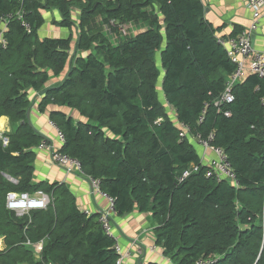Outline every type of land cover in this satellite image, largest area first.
Instances as JSON below:
<instances>
[{
	"label": "trees",
	"instance_id": "trees-1",
	"mask_svg": "<svg viewBox=\"0 0 264 264\" xmlns=\"http://www.w3.org/2000/svg\"><path fill=\"white\" fill-rule=\"evenodd\" d=\"M53 9L67 38L40 33ZM2 15L12 19L0 47V119L14 132L7 145L0 139V264L119 258L99 215L81 212L66 185L35 182V149L46 138L28 124L30 91L40 94L42 113H75H50L65 139L61 151L101 181L117 216L151 214L155 245L173 264H264V78L249 74L232 89V103L217 105L236 65L201 0H0ZM111 21L146 29L123 36ZM178 124L189 127L185 139ZM210 135L236 183L209 176L191 143ZM192 167L198 171L182 179ZM39 191L51 199L46 210L28 218L7 210L9 193ZM28 241L44 242L39 259Z\"/></svg>",
	"mask_w": 264,
	"mask_h": 264
},
{
	"label": "crops",
	"instance_id": "crops-1",
	"mask_svg": "<svg viewBox=\"0 0 264 264\" xmlns=\"http://www.w3.org/2000/svg\"><path fill=\"white\" fill-rule=\"evenodd\" d=\"M205 7V19L218 31V37L227 39L232 38V34L235 31H244L248 29L253 21V11L249 8V0H201ZM45 25L42 29L45 33L42 36L51 34L50 31L64 30L54 25V22H59L61 19L57 10L53 9L43 13ZM73 18L76 22L79 19V12L73 13ZM131 31L141 30L146 28L143 25L130 26ZM144 28V29H143ZM42 29L40 33L42 34ZM139 31V32H141ZM62 32H58V35H62ZM132 34V33H131ZM138 34V33H137ZM64 38H67L64 37ZM117 40V36H113L112 39ZM254 48L261 53H264V12L259 23L258 30L253 37ZM250 73L245 72L243 79L247 78ZM63 76L58 78H52L50 85H56L63 80ZM242 79V80H243ZM162 82V77L161 81ZM159 87L161 89V84ZM30 100L33 104L31 106L30 120L33 128L45 137L55 147H61V142L58 139L57 130L50 124L49 119L52 111L65 112L70 116H74L75 113L66 108L49 107V109L42 113L39 111V103L41 96L39 93L30 91ZM76 117V115H75ZM181 125V124H180ZM178 124V126L180 127ZM14 132L13 127L8 117L4 116L0 119V136L6 137V135ZM192 145L196 148L198 154L201 157L203 164L213 167L217 160L216 155L211 150H205L201 147L195 138L191 139ZM36 157L34 161V180L37 183H49V184H63L68 187L70 192L76 199L77 206L81 212L88 215H99L100 211H106L110 208L107 198L94 193L89 179L81 174L73 173L69 174L64 169L59 168L52 164L51 154L47 150L35 149ZM15 182V181H14ZM154 225L151 214H142L135 211L131 214L123 217L116 216L112 220V234L121 247L122 255L124 257L123 264H142L154 262L157 264H173L172 260L164 256L163 250L155 245V238L153 230ZM38 244V243H37ZM44 244V242H43ZM155 247L153 251L152 248ZM5 249V242L3 238H0V252ZM43 250V245H42ZM42 250L33 251V254L37 259L40 258Z\"/></svg>",
	"mask_w": 264,
	"mask_h": 264
},
{
	"label": "built area",
	"instance_id": "built-area-1",
	"mask_svg": "<svg viewBox=\"0 0 264 264\" xmlns=\"http://www.w3.org/2000/svg\"><path fill=\"white\" fill-rule=\"evenodd\" d=\"M249 8L253 11V21L248 29L241 32L236 38H219V43L224 48L227 49L228 55L232 62L236 65V70L228 76L226 83V90L217 105L221 103H232L235 98L232 95V89L236 84L242 81L244 74L248 71L250 74L258 75L260 78H264V53L258 52L253 45V37L255 32L258 30L260 20L264 12V0H249ZM12 17L9 15L0 16V47L7 46V40L5 35L8 31L9 22ZM110 27L118 28L121 35H127L126 31L129 29L127 25H119L114 21L110 22ZM110 30V29H108ZM229 116V114H227ZM162 119H159L156 123L160 124ZM56 130L58 134V139L61 145L64 144L65 139L62 133L59 131L55 123L51 121L50 123ZM182 130L180 137L185 139L189 134V127L184 124L180 125ZM4 144H8V139L1 137ZM196 142L203 147L205 150H211L217 157L216 162L212 167V172L209 176H215L217 179L229 180L236 183L234 172L231 168L229 159L225 154L224 150L221 148H216L212 146V141L214 139L213 135L208 138H202L201 136L195 137ZM39 149L47 150L51 154V162L53 165L64 169L67 173L81 174L87 177L91 183V187L94 193H97L109 201L110 208L106 211H100L99 213V223L102 226L103 231L115 239L112 234V220L117 216L115 209V200L107 193L101 190V181L97 179H92L86 176L81 168L78 160L63 153L61 147H55L47 139H45L38 147ZM198 171V168L192 167L189 171L183 174L182 179L190 177L192 173ZM51 203L50 197L43 191L36 192L35 194L29 193H17L11 192L6 197V208L7 210L16 214L19 218H28L30 213L37 210H46ZM88 215V213H86ZM115 245V250L119 255L116 264H123L124 257L122 255V250L117 240ZM26 247L33 251L42 250L43 242L38 244H33L30 241L26 242ZM155 250V247L152 248ZM195 264H210L209 261L199 260Z\"/></svg>",
	"mask_w": 264,
	"mask_h": 264
},
{
	"label": "rangeland",
	"instance_id": "rangeland-1",
	"mask_svg": "<svg viewBox=\"0 0 264 264\" xmlns=\"http://www.w3.org/2000/svg\"><path fill=\"white\" fill-rule=\"evenodd\" d=\"M45 29V28H44ZM44 29H42V34L41 35H44L45 33H43L45 30ZM144 29V28H143ZM132 29H131V27L129 26V29L126 31V33L127 34H131L132 33V35H136L137 33H139V31H141V30H134L133 32L131 31ZM58 32H62L63 34L62 35H58ZM50 33L51 34H48V35H45V36H42V37H48V38H64V37H68L69 36V31L68 30H55L54 31V29H53V31H50ZM118 37V36H117ZM111 40H112V38H111ZM113 42H114V38H113V40H112ZM157 61H158V65H159V68H160V70H162V68H161V66H160V56H158L157 57ZM159 97H160V101L163 103V104H165V101H164V97H163V94H162V92H161V89H160V87H159ZM169 112H170V110H169ZM6 178L9 180V181H11V182H13V183H15L14 182V180H12V179H10L9 177H7L6 176Z\"/></svg>",
	"mask_w": 264,
	"mask_h": 264
},
{
	"label": "water",
	"instance_id": "water-1",
	"mask_svg": "<svg viewBox=\"0 0 264 264\" xmlns=\"http://www.w3.org/2000/svg\"><path fill=\"white\" fill-rule=\"evenodd\" d=\"M30 113H31V110L28 111L27 113V120H28V124L33 127L32 123H31V120H30ZM139 264H142L141 261H139Z\"/></svg>",
	"mask_w": 264,
	"mask_h": 264
}]
</instances>
